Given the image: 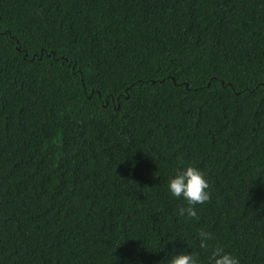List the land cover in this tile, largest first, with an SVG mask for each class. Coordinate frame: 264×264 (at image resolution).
<instances>
[{
    "label": "trees",
    "instance_id": "16d2710c",
    "mask_svg": "<svg viewBox=\"0 0 264 264\" xmlns=\"http://www.w3.org/2000/svg\"><path fill=\"white\" fill-rule=\"evenodd\" d=\"M201 229L264 264V0H0V264H209Z\"/></svg>",
    "mask_w": 264,
    "mask_h": 264
},
{
    "label": "clouds",
    "instance_id": "9594fccd",
    "mask_svg": "<svg viewBox=\"0 0 264 264\" xmlns=\"http://www.w3.org/2000/svg\"><path fill=\"white\" fill-rule=\"evenodd\" d=\"M168 191L171 196L182 199L184 204L179 206L176 214L189 220L199 221L198 206L211 201V185L205 174L195 165H183L177 168L175 175L168 182ZM199 247L207 251L211 248L209 264H240L239 258L227 252L219 243H213L214 234L201 229L197 233ZM170 264H199L198 254L178 253L174 255Z\"/></svg>",
    "mask_w": 264,
    "mask_h": 264
}]
</instances>
